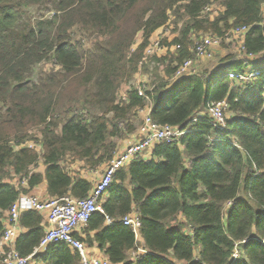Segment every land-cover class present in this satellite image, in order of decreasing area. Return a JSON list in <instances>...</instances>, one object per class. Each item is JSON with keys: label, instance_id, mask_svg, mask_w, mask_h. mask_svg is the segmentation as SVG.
<instances>
[{"label": "trees", "instance_id": "16d2710c", "mask_svg": "<svg viewBox=\"0 0 264 264\" xmlns=\"http://www.w3.org/2000/svg\"><path fill=\"white\" fill-rule=\"evenodd\" d=\"M215 2L218 15L203 16ZM215 2L0 0V235L5 213L43 177L52 199L87 198L95 185L72 178L69 165L81 161L95 170L110 163L118 140L136 131L132 117L150 109L156 124L188 132L121 168L99 201L101 211L75 238L89 249L99 247L111 264H264V0ZM41 5H50L54 15L23 26ZM173 26L174 37L161 41L168 52L149 56L156 64L168 60L163 79L157 75L143 96L129 86L121 98V86L142 68L153 34ZM237 27L248 28L244 52L223 42L225 53L215 55L211 67L174 78L194 57V37H223ZM48 62L52 69L37 74ZM251 71L259 75L249 83L228 77ZM70 84H79L80 99L67 91ZM212 102L228 105L224 132L208 115ZM32 142L38 149L29 148ZM40 160L44 176L32 172ZM135 213L138 238L123 223ZM20 223L29 231L16 239L15 249L28 257L45 234L44 219L29 211ZM138 248L147 254L134 260ZM32 262L81 264V256L57 242Z\"/></svg>", "mask_w": 264, "mask_h": 264}, {"label": "built area", "instance_id": "2783aa9c", "mask_svg": "<svg viewBox=\"0 0 264 264\" xmlns=\"http://www.w3.org/2000/svg\"><path fill=\"white\" fill-rule=\"evenodd\" d=\"M215 2V0H212ZM213 5L206 6L202 12L203 16L215 17L217 12H213ZM264 24V21H263ZM170 28L165 27L158 33L167 35L170 33ZM248 31L246 27H237L224 34L223 37L215 35H201L194 37L193 52L194 57L184 61V63L176 70L174 78L182 80L185 77L193 76L196 73L195 64L203 58L214 57L213 52L219 49L221 44H239L238 52H244V35ZM172 32V31H171ZM169 39V37L161 36L159 40L151 43V46L146 51V56H152L157 52H168L164 50L161 41ZM175 49V48H174ZM251 61H256V56H246ZM259 73L247 72L243 74L230 73L228 77L231 80H239L243 83L253 81ZM146 89L145 84H141L138 88L139 95L143 96ZM227 109L226 102H212L208 104V115L212 119V124L215 128L224 132L227 124ZM145 113L144 123L139 128L141 139L135 145H131L120 153L115 152V158L106 165L104 172L96 182L94 188L89 196L84 199H76L71 196L63 198L50 199L47 201L41 200L39 197L31 195H21V197L12 205L7 212L4 224L5 228L0 235V257L3 264H30L36 255L44 253L48 247L57 242H64L72 249L79 252L81 256V264H111L107 258L99 256H90L87 245L75 238V234L83 233L86 229L92 216L101 211L99 201L107 193V190L113 183L117 172L133 161L138 160L145 152L151 149L155 144L165 142L172 143L182 135L186 134L188 130L180 127L160 126L153 122L150 117V111H143ZM121 129H125L124 124H120ZM29 148L38 149L34 144H28ZM24 184V183H23ZM35 211L37 213L45 214V234L40 241V244L35 248L34 252L28 257H22L15 249V241L18 237V223L23 213ZM108 223L112 221L107 217ZM123 223L132 228L134 234L139 237V230L141 222L138 214H132L124 218ZM146 253L142 248H138L135 252L134 260ZM237 254H235V258Z\"/></svg>", "mask_w": 264, "mask_h": 264}, {"label": "rangeland", "instance_id": "374dc122", "mask_svg": "<svg viewBox=\"0 0 264 264\" xmlns=\"http://www.w3.org/2000/svg\"><path fill=\"white\" fill-rule=\"evenodd\" d=\"M140 9L143 13H145V11L148 9V7H141ZM212 9H213V12H217L219 9V2H215ZM53 15H54V13L52 12L50 5H49V7L46 5H41V6L35 8L33 10L30 18H28V19L26 18L22 22V25L25 26V25H27L28 22H31L32 24H34L38 20H45L48 17H52ZM169 15H170V19L174 23V21H175L174 14L170 13ZM169 25L172 26V24H169ZM175 32H176V28L174 26L170 30V33H168L167 35H162V34L156 32L151 37V42L159 40V38L161 36L173 38L175 35ZM142 41H143L142 40V33H139L137 35L135 43L139 45V44H141ZM85 42H86V40H85ZM99 42L103 43V42H105V39L100 38ZM91 46H92L91 43H89L88 47L90 48ZM148 58L150 59V57L145 56L144 61L142 62V64H143L142 68L139 69L137 71V73H135L133 75V77L131 78V80L128 83L123 84L121 86V88L119 90V94H118L121 98H123V96L127 94L129 86L138 88V86L142 83V84H145V86L149 87V83L153 84L154 81L158 80L157 75H159V77H162V79H163L165 66L168 64V60L167 61L165 60L162 64H156L154 62H151V59L149 60ZM48 63L41 65L37 74L41 75V74L48 73L52 69L51 63H49V64ZM198 64L200 65V63H198ZM147 68H148V72H147ZM56 69H58V68H56ZM38 79H39V77H36V80H38ZM59 80H63V78H60ZM42 87L43 86H41L40 88H42ZM80 89L81 88H80L79 84H74L72 86L70 84V87H68L67 91L73 93V95L76 94L77 98L80 99ZM88 95H93V92L90 91ZM143 117H145V113H142L141 115L133 116L130 124L133 127L137 128L138 125L143 124ZM37 128L40 129L39 127H37ZM28 131H29V127L27 128V132ZM30 133H31V135H35V137L39 138L38 137L39 131L37 129L31 130ZM128 137L129 136H127L126 138H128ZM38 141H40V140H38ZM126 143H129V141H127ZM27 144H34L35 145L36 142L27 143ZM68 162L70 163L71 161L68 160ZM72 164L73 163H71L69 165V168H68L70 172L72 170ZM132 256L134 257V255H132Z\"/></svg>", "mask_w": 264, "mask_h": 264}, {"label": "crops", "instance_id": "0c3cea01", "mask_svg": "<svg viewBox=\"0 0 264 264\" xmlns=\"http://www.w3.org/2000/svg\"><path fill=\"white\" fill-rule=\"evenodd\" d=\"M244 38H245V36H244ZM227 46L228 47H231V50L233 52L238 49L236 47V45H229V44H227ZM224 53H225V51H223V48H219V49H215L214 50L213 55L215 56V55L224 54ZM213 60L214 59H210V58H203L202 60H199L196 63V65H195L196 71L198 72V69L201 70L204 67H205V69L211 67L214 64V63H211ZM198 63H200V65ZM147 111L149 112L150 110H147ZM141 126H142V124L141 125H138L137 128L135 127L136 128V131L133 134H131V135H127V136H129L128 138L123 139V140H118V148H119L118 149V153L122 152L123 150H125L129 146L135 145V144L138 143L139 139L141 138V135L139 133L140 132L139 131V128ZM127 141H129V143H126ZM149 151L150 150H148L142 156L149 157V155H150ZM105 168H106V164L105 165H102L101 167H99V168H97L95 170H92V169L88 168L83 162H81V161H74L73 164H72V170L73 171L71 170V174H72V178H74V179L82 178L84 180L89 181L94 186L95 183L101 177V174L104 172ZM32 172L34 174H39L40 176L41 175L44 176V172H45L44 162L42 160H40L39 163L37 164V166L32 170ZM23 186H24L25 189L30 190L26 182L23 184ZM27 195L39 197L43 201H47V200L52 199L50 197V195H49V192H48L47 181H46V179H44V177H43L42 181L40 183H38L37 185H35L32 188V190H30V192ZM6 214H7V212L5 213V217H6ZM39 215L43 217V219H44L43 225L46 228V222H45V218L46 217H45V214L39 213ZM20 219H21V217H20ZM17 228H18V237L21 234L22 235L27 234L28 231H29L28 228H25V227H23L21 225L20 221L18 223ZM92 235H94V234L92 233ZM83 236H84L83 233H80V237H83ZM139 242H141L140 239H139ZM89 254H90V256H99V257H103V258L105 257L104 253L97 246L91 248L89 250ZM235 254H237V253H235ZM235 254L233 256L234 259L238 258V254H237V257L236 258H235ZM30 264H34V263L31 261Z\"/></svg>", "mask_w": 264, "mask_h": 264}, {"label": "clouds", "instance_id": "9594fccd", "mask_svg": "<svg viewBox=\"0 0 264 264\" xmlns=\"http://www.w3.org/2000/svg\"><path fill=\"white\" fill-rule=\"evenodd\" d=\"M157 33H158V32H157ZM173 50H174V49H173ZM197 62H198V61H197ZM251 72H254V71H251ZM141 84H142V83H141ZM141 84H140V85H141ZM140 85H139V86H140ZM139 86H138V88H139ZM126 97H127V94L123 96V99H126ZM147 110H150V109H146L145 111H147ZM140 139H141V138H140ZM140 139H139V140H140ZM138 142H139V141H138ZM106 165H107V164H106ZM99 207H100V205H99Z\"/></svg>", "mask_w": 264, "mask_h": 264}]
</instances>
